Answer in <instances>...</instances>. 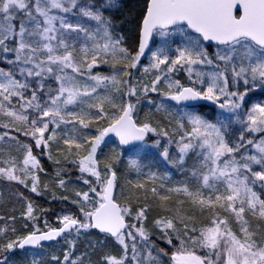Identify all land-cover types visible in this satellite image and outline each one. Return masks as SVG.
I'll list each match as a JSON object with an SVG mask.
<instances>
[{
	"label": "snow or ice",
	"instance_id": "1",
	"mask_svg": "<svg viewBox=\"0 0 264 264\" xmlns=\"http://www.w3.org/2000/svg\"><path fill=\"white\" fill-rule=\"evenodd\" d=\"M0 264H264V0H0Z\"/></svg>",
	"mask_w": 264,
	"mask_h": 264
},
{
	"label": "trees",
	"instance_id": "2",
	"mask_svg": "<svg viewBox=\"0 0 264 264\" xmlns=\"http://www.w3.org/2000/svg\"><path fill=\"white\" fill-rule=\"evenodd\" d=\"M149 108V106H148ZM148 108L144 111H148ZM45 160V165L47 170L49 171V173H52L54 171V166L52 165L51 161H48L46 157H44ZM75 175V173H74ZM36 200L38 203L43 204L44 206L48 207V206H55L56 202L51 201L50 197L45 196V197H36Z\"/></svg>",
	"mask_w": 264,
	"mask_h": 264
},
{
	"label": "rangeland",
	"instance_id": "3",
	"mask_svg": "<svg viewBox=\"0 0 264 264\" xmlns=\"http://www.w3.org/2000/svg\"><path fill=\"white\" fill-rule=\"evenodd\" d=\"M147 108H148V105H147V103L145 102L144 105L142 106V112H143L144 110H146Z\"/></svg>",
	"mask_w": 264,
	"mask_h": 264
},
{
	"label": "water",
	"instance_id": "4",
	"mask_svg": "<svg viewBox=\"0 0 264 264\" xmlns=\"http://www.w3.org/2000/svg\"><path fill=\"white\" fill-rule=\"evenodd\" d=\"M112 139H114V140H115L116 138H115L114 136H112Z\"/></svg>",
	"mask_w": 264,
	"mask_h": 264
}]
</instances>
